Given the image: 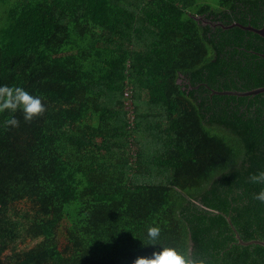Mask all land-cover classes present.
I'll list each match as a JSON object with an SVG mask.
<instances>
[{
	"label": "trees",
	"instance_id": "1",
	"mask_svg": "<svg viewBox=\"0 0 264 264\" xmlns=\"http://www.w3.org/2000/svg\"><path fill=\"white\" fill-rule=\"evenodd\" d=\"M236 23L264 0H0V85L47 109L0 114V264H264L236 238L264 240V91L233 93L264 37Z\"/></svg>",
	"mask_w": 264,
	"mask_h": 264
},
{
	"label": "clouds",
	"instance_id": "2",
	"mask_svg": "<svg viewBox=\"0 0 264 264\" xmlns=\"http://www.w3.org/2000/svg\"><path fill=\"white\" fill-rule=\"evenodd\" d=\"M46 106L41 97L30 94L20 86L0 85V114L16 113L21 111L26 122H31L34 118L42 116L46 112ZM19 120L15 115H11L4 120L5 128L18 127ZM250 181L254 184H264V171L250 174ZM254 198L264 203V189L254 194ZM161 234L158 225L149 226L147 235L150 244H155ZM133 264H204V261L196 257H189L173 247H164L156 251L152 256H138Z\"/></svg>",
	"mask_w": 264,
	"mask_h": 264
},
{
	"label": "water",
	"instance_id": "3",
	"mask_svg": "<svg viewBox=\"0 0 264 264\" xmlns=\"http://www.w3.org/2000/svg\"><path fill=\"white\" fill-rule=\"evenodd\" d=\"M236 24L239 25L241 28L252 30V31H254V32H256V33H258V34H260L261 36L264 37V27L255 28L253 26H243L240 23H236ZM261 91H264V86L260 87L258 89H254V90L248 91V92H233V93L238 94V95H248V94L258 93V92H261ZM230 93H232V92H230ZM228 220L230 221L229 217H228ZM236 238L238 239L239 243L243 244V245H249V244L255 243V244H260V245L264 246V240L253 239V240L245 241L244 239L241 238L240 234L237 231H236Z\"/></svg>",
	"mask_w": 264,
	"mask_h": 264
},
{
	"label": "rangeland",
	"instance_id": "4",
	"mask_svg": "<svg viewBox=\"0 0 264 264\" xmlns=\"http://www.w3.org/2000/svg\"><path fill=\"white\" fill-rule=\"evenodd\" d=\"M199 1H207V2H211V3L212 2H214V3L216 2V0H199ZM213 5H215V4H213ZM36 241H37V239H31V241H30L31 244L30 245H32Z\"/></svg>",
	"mask_w": 264,
	"mask_h": 264
}]
</instances>
